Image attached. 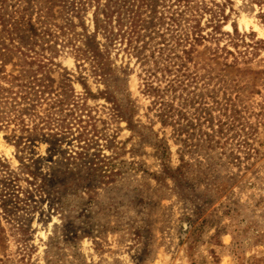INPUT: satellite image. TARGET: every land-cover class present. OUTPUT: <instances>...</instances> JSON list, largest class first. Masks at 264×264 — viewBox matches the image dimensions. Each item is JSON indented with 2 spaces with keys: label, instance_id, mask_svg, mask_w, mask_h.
Masks as SVG:
<instances>
[{
  "label": "rangeland",
  "instance_id": "1",
  "mask_svg": "<svg viewBox=\"0 0 264 264\" xmlns=\"http://www.w3.org/2000/svg\"><path fill=\"white\" fill-rule=\"evenodd\" d=\"M79 1L0 7V264H264V0H190L202 38L186 89L162 98L152 59L110 46ZM34 78L52 93L34 96ZM61 97L89 110V147L75 121L56 127ZM97 151L107 177L86 181Z\"/></svg>",
  "mask_w": 264,
  "mask_h": 264
},
{
  "label": "trees",
  "instance_id": "2",
  "mask_svg": "<svg viewBox=\"0 0 264 264\" xmlns=\"http://www.w3.org/2000/svg\"><path fill=\"white\" fill-rule=\"evenodd\" d=\"M86 3H93L95 7L93 12L95 34L102 31L110 46L117 40L120 43L125 41V51L132 50L137 59L143 60L142 63L147 64L150 58L152 59L153 68L146 70V73H149L148 77L156 78L157 74H160L162 79L166 78L167 84L163 88L159 85L153 86L151 82L145 81L148 94L162 98L166 93L175 92L178 88H181L182 91L186 89L185 82L188 83L190 78L187 63L191 61L190 56L194 43L202 38L199 34L198 25L185 26V23L188 24V22L184 16L190 0H85L84 2L79 1L78 7H84ZM2 4L3 0H0V7ZM143 8L144 11L151 14L148 20L142 17ZM2 16L0 12V32L8 31ZM143 30L149 31L148 41L151 42L150 44L142 40L145 37L142 34ZM30 31L35 36L39 35L37 29L33 26L30 27ZM59 31V35L63 37L66 35L65 28H60ZM45 33L51 35L49 32L43 34ZM189 39L193 43L189 42ZM140 41L142 44L139 46ZM84 45L83 50L81 48H77V50H80L82 56L95 62L98 71L97 76L100 78L106 77L109 74L107 71L111 70V66L106 64L105 60L99 56L96 48L87 43ZM146 45L150 48L149 55L143 56L142 51L148 49ZM186 45H188V48H186ZM180 47L181 55L178 54V48ZM1 53L0 48V56ZM1 63L0 60V65ZM171 77L173 78L171 79ZM32 83L31 90L34 96L49 94L48 84L42 82L41 79L34 78ZM89 96L95 97L90 93ZM84 105V103H80L73 98L61 97L54 99L49 108H57L56 111L59 114H64L60 120L61 123L57 124L56 127L60 130L71 131V128L77 125V128L80 129L77 139L79 142H83L86 147H89L91 139L88 137L90 132L87 129L90 127L95 131V127L82 119L84 116L89 117V110ZM165 116L168 117L167 114ZM68 119L75 121L74 125L72 122L67 121ZM81 149L84 150V147H81ZM79 154L83 159L86 157L85 153ZM110 162L111 159L104 157L100 154V151H97L88 161L86 181L98 177H107V166Z\"/></svg>",
  "mask_w": 264,
  "mask_h": 264
}]
</instances>
